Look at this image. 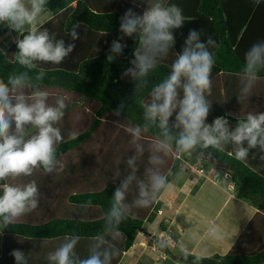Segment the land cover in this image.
Listing matches in <instances>:
<instances>
[{
	"label": "trees",
	"instance_id": "16d2710c",
	"mask_svg": "<svg viewBox=\"0 0 264 264\" xmlns=\"http://www.w3.org/2000/svg\"><path fill=\"white\" fill-rule=\"evenodd\" d=\"M164 2L178 5L186 18L183 26L173 31L176 43L172 52L182 51L190 30L200 32L204 41L211 36L219 44L218 49H210L214 53L215 64L211 73L212 95L208 97L212 107L206 123L210 124L215 118L223 116L234 128L247 112L264 113V70L259 73L260 80L248 99L238 98L245 53L253 44L264 41V0H260L259 4L256 0ZM46 7L53 15L38 25L40 30L55 32L57 38L64 39L66 44L76 45L63 63H41L37 69L30 71V75L35 76L40 68L45 70V78L39 85L49 91V103H54L57 96H64L70 104L65 117L57 125L65 137L64 142L57 146L58 153L62 154V167L52 174H45L42 169H38L33 176L22 177L17 181L35 180L40 187V204L37 210L13 225L0 228L4 237L1 241L0 264H15L10 253L20 247L28 248L19 243V238L39 241L79 235L81 239H91L101 231V217L110 206L120 179L129 171L127 158L135 151L126 129L142 124L151 87L167 77L174 59V53L170 52L168 58L150 74L148 88L135 96L134 83L123 74L131 67L133 52L139 45L138 37H125L122 43H126L127 47L114 61L108 62L106 57L111 42L121 35V16L129 8L142 14L147 7V0H48ZM72 24H79V39L75 41L69 35ZM16 52L18 48L15 40L8 44L6 50L0 48V79L6 80L9 75L26 70L14 61ZM122 102L125 108L116 117L114 111ZM174 118L175 114L171 119ZM116 120L123 127L116 128L113 123ZM156 134L155 129L144 134L142 142L146 147L147 140H153ZM124 145L127 148L124 149ZM262 155L264 153L259 148L251 149L248 160L239 161L231 154V146H228L223 152L212 148L205 150L202 160L187 156L167 158L164 171L171 169L177 173L182 165L186 172L191 171V167L203 171L209 167L215 169L224 176L225 186L232 184L236 198L256 209L226 252L206 256L200 264H264ZM147 158L146 151L137 161L140 175L148 166ZM73 171L79 180L68 194L62 196V203L58 205L52 199L47 204L46 194L49 191L43 193L48 188L45 184L50 186L51 182H60ZM88 200L92 201L91 206L82 208L81 205ZM161 204L158 198L150 207L136 210L134 216L122 223L120 231L123 237L118 242L121 252L134 244L138 232L146 221L153 220ZM178 251L175 253L177 264L180 261L192 264L196 253L189 251L190 255L185 260Z\"/></svg>",
	"mask_w": 264,
	"mask_h": 264
},
{
	"label": "clouds",
	"instance_id": "9594fccd",
	"mask_svg": "<svg viewBox=\"0 0 264 264\" xmlns=\"http://www.w3.org/2000/svg\"><path fill=\"white\" fill-rule=\"evenodd\" d=\"M47 4L48 0H29L27 5L23 0H0V22H6L19 33L15 40L18 52L13 55L14 61L26 69L9 75L6 80L0 79V228L13 225L39 207L41 193L37 182H17L19 178L31 177L38 169L45 174L56 173L62 167V154L58 153L57 146L65 137L57 125L70 104L64 96H57L50 104L49 91L39 85L45 78V70L40 68L35 76L30 75V71L41 63H63L76 45L66 44L55 32L40 30L39 26L25 29V25H36ZM185 21L183 10L164 0H147L142 14L129 8L121 16V35L111 42L106 58L112 62L123 54L127 47L122 43L125 37H138L139 45L133 52L131 67L123 74L134 83L135 96L148 88L150 74L168 58L176 43L173 31L181 28ZM78 27L79 24H72L69 31L72 41L79 39ZM218 48L219 44L211 36L204 41L200 32L190 30L182 51L172 52L170 73L151 87L142 124L126 129L135 146L134 154L126 161L129 171L120 179L110 206L101 217V231L91 238L88 254L82 258L76 251L81 240L79 235L65 236L63 242L47 254L48 264H113L121 255L118 242L123 237L122 223L134 216L136 210L150 207L162 192L183 177V165L178 173L171 169L164 171L167 158L187 156L202 160L205 150L212 148L223 152L228 146L239 161H247L251 149L259 148L264 153V113L249 111L234 128L223 116L206 123L212 107L208 97L212 95L211 73L215 64L210 49ZM262 70L264 41L253 44L245 53L239 100L248 99L253 93ZM124 108L122 102L114 115L119 117ZM113 123L116 128L123 127L119 120ZM152 129L157 134L146 147L142 142L144 134ZM146 151L148 166L140 175L137 161ZM260 158L264 160V155ZM230 186L233 188L232 184ZM91 204L88 200L81 207L87 209ZM207 232L211 238H223L215 222ZM155 246L162 253L179 248L185 260L190 255L189 249L168 233H161ZM10 255L15 264H30L31 253L15 249ZM206 255V250L196 253L192 264H200Z\"/></svg>",
	"mask_w": 264,
	"mask_h": 264
},
{
	"label": "rangeland",
	"instance_id": "374dc122",
	"mask_svg": "<svg viewBox=\"0 0 264 264\" xmlns=\"http://www.w3.org/2000/svg\"><path fill=\"white\" fill-rule=\"evenodd\" d=\"M23 2L27 5L29 3V0H23ZM73 4H75V1H73ZM49 12L50 10L46 8L43 14H47ZM31 26L32 25H25V27L28 28H30ZM8 30L13 32L10 33ZM17 37H18V33L12 30L10 27H8L6 22H0L1 49L6 50L8 44L16 40ZM50 104H52V101L50 102ZM151 142L152 140L148 139L147 145H150ZM125 148L127 147L124 145V149ZM180 170L178 172H180ZM70 174L71 176H69ZM70 174L65 175V177L61 179L60 182H56V183L51 182L50 186L49 184H45V186H48V188L44 189L43 193L49 191L46 194L47 204L49 203L50 200L53 199L59 205L60 202L62 203L63 201L62 196L68 194L69 191H71V189L76 185V183L79 180L77 179L78 176L76 175V172L73 171ZM202 174L208 176V178L212 179L216 184L221 185L224 182L223 181L224 176L222 174L217 173L213 168L208 170L206 169L205 171H203L200 168L191 167V171L186 172L184 170L183 178L178 179L179 181L176 180L178 181L177 184L176 182H174L172 184V187L169 189L168 194L164 195L166 196V198L168 197L169 200L171 201L169 206L171 207V209H173V211L175 209L176 201L182 197L181 191L179 193L177 192L175 197V186L180 185L182 183L184 184V181L186 180V184H185L186 190H188L191 187V192H193L195 189L198 188L197 183L196 184L194 183L199 180L200 175ZM75 179H77V181ZM57 193L59 194L58 196ZM208 193H210V191H208ZM211 204H212V209L210 210V213L214 214L216 213V211H214L213 209L216 206L214 204V200L211 202ZM157 214L161 215L162 217L160 218L154 217L153 220L146 221L145 227L142 228L137 234V238L135 239L133 249L130 252H121V256L115 258L113 260V264H177V260L175 259L176 258L175 253L176 251L179 252L178 251L179 248H174V249L170 248L168 252L167 250H165L162 253L161 250H159L155 246V242L156 240L159 239L161 233H168L171 234L173 237L175 236L174 229L172 228L173 225H171V223L169 222L170 217L166 216L165 212H163V214L162 212L159 213V210L157 211ZM206 215L207 214L205 213V210L203 208L196 209L194 213V217L196 216L198 223L195 222V224L197 226L194 228V230H192V232L190 233L191 235L188 234V239L185 240L184 238V239H180L179 241L182 242L192 253H198L201 250H206L208 247H210L212 248L211 252L223 254L224 250L227 249L228 241L231 240L230 237L232 236L233 233L232 232L230 233V231L228 230L229 228L226 227V223H224V221L223 222L220 221V219L223 217V213L221 215L219 213L220 216L218 215V218L217 217L214 218L212 222H215V224L222 230L223 238L222 239L211 238L208 235L207 229L212 224L211 219L213 218V216H211V218H206ZM162 223H164V225L167 224L165 229H163ZM201 233L203 234L202 237L198 238V243L196 247L191 251L190 247H188L191 246V243H189V241L193 242L196 239L195 237H197ZM2 235L3 234L0 231V253L2 250L1 241L4 238ZM9 239L10 238H8V240ZM63 240L64 237L39 240V241H29L23 238H19V243L24 244L28 247V248L20 247L19 250L24 251L26 253H31L30 264H48L46 260L47 254L50 251H54L63 242ZM90 242L91 239H86V238L81 239L79 241L76 251L82 258L88 254V246ZM26 249L27 251H25ZM213 253H209V254L211 255ZM209 254H207L206 256H209ZM179 264H191V263L180 261Z\"/></svg>",
	"mask_w": 264,
	"mask_h": 264
},
{
	"label": "crops",
	"instance_id": "0c3cea01",
	"mask_svg": "<svg viewBox=\"0 0 264 264\" xmlns=\"http://www.w3.org/2000/svg\"><path fill=\"white\" fill-rule=\"evenodd\" d=\"M52 15L53 13L51 10L47 14L42 13L38 17L36 25H32L31 27L42 24L47 19H49ZM9 32L12 33L13 31H9ZM209 169H212V168L209 167ZM178 181H175L176 184ZM196 183H197L198 188L195 189L193 192H191V187L188 190H186V187H185L186 180L184 181V184L183 183L180 185L175 184L176 185L175 186V197H176L177 192H180V191L182 192L181 193L182 197L176 201L174 211L169 206L171 201L169 200L168 197L166 198V196H164L168 194L169 190L166 192H162L161 195L159 196V199H161L162 201V205L159 209H162V214L163 212H165V215L170 217L169 222L171 223V225H173L172 228L174 229V233H175L174 238L177 241H179L180 239H184V238L185 240L188 239V234H190L192 230H194V228L197 226L195 224V222L198 223L196 216L194 217V213L196 209L203 208L205 210V213L207 214L206 218H211V216H213V218L211 219V222L214 220V218L216 217L218 218L219 213L220 215L223 213V217L222 218L220 217L221 218L220 221L221 222L224 221V223H226V227L229 228L228 230L230 231V233L231 232L233 233L232 236L230 237L231 240L228 241V245H227V249H228L233 243V241L236 239L239 232L242 230L245 223H247L248 220L251 218V216L253 215L256 209L252 207L251 205H249L248 203L236 198L233 195L232 188L229 186L225 187L224 182L221 185L216 184L212 179L208 178V176H205L202 174L200 175L199 180L195 182L194 184ZM208 191H210V193H208ZM217 194H218V197H217ZM213 200H214V204L216 205L213 208L214 211H216V213L214 214L210 213V210L212 209L211 202ZM155 217L160 218L162 216L156 213ZM166 225L167 224L164 225V223H162L163 229L166 228ZM202 235L203 234L201 233L197 237H195L196 239L193 242H190L188 240L189 243H191V246H188V245L187 246L190 247L191 251L196 247L198 243V238L202 237ZM133 247H134V244L128 250L124 252H130L133 249ZM227 249L224 250V252L227 251ZM211 251H212V248L210 247L206 249L207 254L213 253Z\"/></svg>",
	"mask_w": 264,
	"mask_h": 264
},
{
	"label": "built area",
	"instance_id": "2783aa9c",
	"mask_svg": "<svg viewBox=\"0 0 264 264\" xmlns=\"http://www.w3.org/2000/svg\"><path fill=\"white\" fill-rule=\"evenodd\" d=\"M196 168V167H195ZM162 212V209H159V213H161Z\"/></svg>",
	"mask_w": 264,
	"mask_h": 264
},
{
	"label": "bare ground",
	"instance_id": "6f19581e",
	"mask_svg": "<svg viewBox=\"0 0 264 264\" xmlns=\"http://www.w3.org/2000/svg\"><path fill=\"white\" fill-rule=\"evenodd\" d=\"M185 190V189H184ZM179 193V192H178ZM181 195V194H180ZM143 245V244H142Z\"/></svg>",
	"mask_w": 264,
	"mask_h": 264
}]
</instances>
